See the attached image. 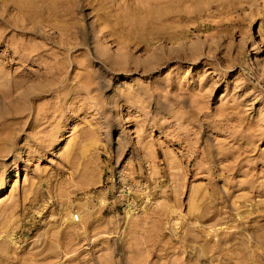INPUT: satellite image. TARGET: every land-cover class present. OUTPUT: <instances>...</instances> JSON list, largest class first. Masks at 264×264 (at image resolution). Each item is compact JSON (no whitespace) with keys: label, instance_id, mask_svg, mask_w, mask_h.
Listing matches in <instances>:
<instances>
[{"label":"rangeland","instance_id":"rangeland-1","mask_svg":"<svg viewBox=\"0 0 264 264\" xmlns=\"http://www.w3.org/2000/svg\"><path fill=\"white\" fill-rule=\"evenodd\" d=\"M0 264H264V0H0Z\"/></svg>","mask_w":264,"mask_h":264},{"label":"built area","instance_id":"built-area-1","mask_svg":"<svg viewBox=\"0 0 264 264\" xmlns=\"http://www.w3.org/2000/svg\"><path fill=\"white\" fill-rule=\"evenodd\" d=\"M75 219L78 220L79 219V216L78 215H75Z\"/></svg>","mask_w":264,"mask_h":264},{"label":"bare ground","instance_id":"bare-ground-1","mask_svg":"<svg viewBox=\"0 0 264 264\" xmlns=\"http://www.w3.org/2000/svg\"><path fill=\"white\" fill-rule=\"evenodd\" d=\"M179 37V36H178ZM179 41V40H178ZM173 42V41H172ZM174 43V42H173Z\"/></svg>","mask_w":264,"mask_h":264}]
</instances>
